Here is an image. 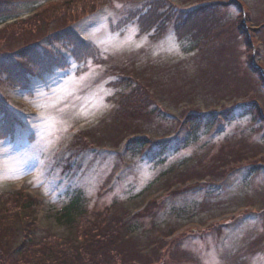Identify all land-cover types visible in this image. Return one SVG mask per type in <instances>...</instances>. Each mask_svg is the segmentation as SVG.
I'll return each mask as SVG.
<instances>
[{
	"label": "rangeland",
	"instance_id": "rangeland-1",
	"mask_svg": "<svg viewBox=\"0 0 264 264\" xmlns=\"http://www.w3.org/2000/svg\"><path fill=\"white\" fill-rule=\"evenodd\" d=\"M66 1L42 2L37 8L40 13L47 9L63 11ZM168 1L183 10L193 9L198 3L216 5L215 10L200 18L211 26L212 34L222 35L223 39L225 31L217 20L231 23L233 45L214 55L223 60L206 59L200 50L194 51L197 41L183 38L179 30L172 28L167 33L151 31L140 37L142 30L133 23L121 30L113 29L110 18L115 11L110 8L100 15L79 11L75 26L87 38L85 43L92 42L99 50L98 58L106 63L121 62L122 66L135 59L133 68L125 71L129 78L140 74L145 83L160 82L161 90L171 95L192 93V104L202 110L228 112L229 120L219 122V129L209 134L213 143L204 139L176 155L168 153L166 164H178L198 153L205 166L212 154L221 151L223 141L237 137L245 128H250L252 133H247L252 134L249 141L253 144L246 143L248 138L239 140V157L248 167L260 159L264 162V0ZM119 3L113 4L116 9L124 7ZM70 61L68 68L55 72L51 88L34 80L29 91H23L6 87L5 80H1L6 104L17 113L14 117L18 116L20 123L13 128L0 122V200L5 202L0 204V216L18 219L12 229H7L8 239L4 236L11 262L15 257L12 252L24 242L30 224L39 235L55 239L61 235L66 239L68 231L57 217L75 196L81 197L79 225L73 229L79 237L84 232L83 219L92 223L96 215H107L106 220L112 221L124 212L139 210L144 196L134 197L162 170L149 156L126 153L121 141L117 145L123 125L118 114L114 117L118 88L112 83L114 79L105 80L107 67L96 58ZM234 66L239 72L232 69L228 74ZM0 78L6 77L1 74ZM215 83L222 88L221 94L213 87ZM170 100L160 102L175 117L181 115L183 107L190 108L185 103L173 107ZM77 135L85 138L83 146L93 147L75 155L83 147L69 148ZM125 174L130 175L125 178ZM185 189L165 201L163 197L155 200L148 215L144 212L136 223L133 221L135 225L128 235L133 232L137 238L127 244L128 250L121 242L127 238L126 232L115 236L110 249L118 250L106 255L111 264H119L117 257L125 263L139 255L149 260L142 264H264V171L242 169L223 180L206 177L188 182ZM20 217L27 220L21 222ZM73 242L72 248L79 249V243L75 239ZM136 244L140 249L137 255Z\"/></svg>",
	"mask_w": 264,
	"mask_h": 264
},
{
	"label": "trees",
	"instance_id": "trees-1",
	"mask_svg": "<svg viewBox=\"0 0 264 264\" xmlns=\"http://www.w3.org/2000/svg\"><path fill=\"white\" fill-rule=\"evenodd\" d=\"M47 1L51 0H0V75L7 78H0V84L1 80H5L3 85L6 87L13 86L15 89L25 90L32 85L34 80L44 84L42 78L47 72L68 68L72 59L82 62L89 58H96L98 63L107 67L106 72L103 73L105 80L114 79L112 83L118 88V101L114 105L117 111L114 117L118 114L122 118L119 120L123 129L117 145L121 141L123 142L122 149L126 153L143 158L149 156L161 166L162 170L141 191L142 193L134 197L144 196L139 210L124 212L119 218L113 217L112 221L106 220L107 215H96V222L92 223L83 219L85 226L81 228L84 232L79 237L74 234L73 229L77 230L79 225L81 197L80 195L75 196L63 207L57 217V221L63 222V227L68 231L66 239L61 235L57 239L46 234L39 235L37 229L30 224L31 229H27L24 242L15 249V253L12 252L15 256L14 262L8 260L11 257L7 255L5 249V237L8 236L7 229H12L11 225L13 223L16 225L18 219L12 220L10 216H0V264H85L86 261L91 264H111L106 255L113 251L110 248L115 243V236L126 232L127 238L122 239L121 242L128 250L127 244L132 243L136 237L133 236L135 234L133 232L132 236L128 235L130 227L135 225L144 212L148 215L152 211L154 207L152 204H155V200L163 197L165 201L167 198H172L174 194L183 193L186 190L185 185L194 180H203L206 177L223 180L242 169H249L252 173L264 171L263 159L248 167L246 162L245 164L242 162L245 159L239 157L241 148L237 142L248 138L247 143L251 139L250 128H245L244 132L237 137L223 141L220 144L221 151L212 154L205 166L200 161L198 153L185 159L186 161H179L178 164H166L168 153L176 155L188 146H195L204 139L207 143H213L209 134L219 128V122L229 120L228 112L217 110L218 108L202 110L192 104L194 100L192 93L181 95L178 92V95H171L161 90L160 82L145 83L144 78H140V74L139 77L130 76L129 78L125 71L133 68L137 63L135 59L122 62V66L121 62L106 63V60L98 58L97 48L85 43L75 26L80 18L77 16L79 11L83 13L89 10L90 15L94 13L100 15L102 10L110 8L115 11L110 18V26L113 29L119 30L133 23L142 30L139 37L149 35L151 31L164 30V33H167L171 28L179 30L181 33L179 35L183 38L188 37L197 41L194 51L200 50L201 55L204 57L205 54L206 59L221 61L222 58L214 57V55L218 56L220 49L227 50L230 45H233L231 23H225L224 19L217 20V24L225 31L226 39H223L222 35L212 34L211 26L200 18L208 11L215 10L216 5L202 6L198 3L193 9L183 10L175 7L168 0L167 2L166 0H68L63 11L47 9L40 13L38 5ZM115 1H121L119 4L124 7L116 9L113 5ZM231 3L235 4L236 1H231ZM15 43H20V45L14 46ZM214 44L218 46L217 49ZM232 57L235 59V56ZM230 69L228 74L232 72V69L239 72L238 67L234 66ZM185 85L188 83L183 86ZM213 87L219 88L220 94L222 93V88L218 86V83H215ZM167 98L171 99L169 104L173 107L178 108L181 103H185V106L190 108L184 109L183 107L181 115L175 117L176 114L162 107L160 101H166ZM216 98L218 101L221 100L220 96ZM6 101L7 98L3 96L0 89V122L3 121L6 127L14 125V128L19 123L16 119L18 116L14 117L17 113L10 109ZM256 107L253 108L254 113ZM256 114L258 115L259 111L258 113L256 111ZM238 137L240 138L236 139ZM84 141L83 136L77 135L69 148L83 146ZM249 143L253 144L252 141ZM89 146L93 147L85 145L74 152L75 155L80 151L87 152ZM120 154L123 155L122 152ZM248 159L246 158L247 161ZM125 170L121 171V176ZM129 175L125 174L124 177ZM17 200L20 201L19 197ZM2 201L4 202L0 200V204ZM26 204L25 210L29 211ZM104 214H107V211ZM24 219L26 218L20 217L21 222ZM133 221L136 222L133 223ZM86 223H89V226ZM73 239L79 243V249L72 248L75 246ZM117 250L114 248V251ZM136 250H140L137 244L135 255H137ZM132 259L125 263L142 264V262L149 261L141 258L140 255ZM122 260V257H117L119 264H125Z\"/></svg>",
	"mask_w": 264,
	"mask_h": 264
},
{
	"label": "snow or ice",
	"instance_id": "snow-or-ice-1",
	"mask_svg": "<svg viewBox=\"0 0 264 264\" xmlns=\"http://www.w3.org/2000/svg\"><path fill=\"white\" fill-rule=\"evenodd\" d=\"M117 7H120V5H117ZM86 39H87V38H86ZM91 43H92V42H89V46H91ZM54 75H55L54 71H49V72H47V73L45 74V76L42 78L44 84H45L47 87H49V88H51V87L54 86V83H55V82H53V83H51V84L49 83V80H51V79L54 77ZM0 133H3V127H2V125H0Z\"/></svg>",
	"mask_w": 264,
	"mask_h": 264
}]
</instances>
